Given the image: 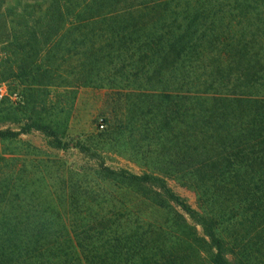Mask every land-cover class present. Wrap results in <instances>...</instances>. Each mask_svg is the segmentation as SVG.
<instances>
[{
    "label": "rangeland",
    "instance_id": "374dc122",
    "mask_svg": "<svg viewBox=\"0 0 264 264\" xmlns=\"http://www.w3.org/2000/svg\"><path fill=\"white\" fill-rule=\"evenodd\" d=\"M26 2L0 0L1 74L11 68L17 73L28 57L12 44L28 34L24 17H40L36 9H15ZM220 2L231 8L208 9L220 13L207 34L233 44L237 54L228 61L199 54L194 45L178 60L168 42L148 60L104 61L105 39L97 26L81 35L65 28L62 34L72 35L51 56L58 70L50 83L1 77L0 129L20 135L0 141V219H113L114 231L123 225L119 232L129 233L137 222L157 226L176 218L177 211L157 208L149 188L125 174L162 178L195 209L205 193L215 215H229L225 209L237 207L241 195L224 191L231 184L227 175L205 169L227 159L233 147L230 112L214 101L210 85L227 93L264 77V0ZM209 13L203 30L213 28ZM238 42L248 43L249 56ZM238 212L230 219L244 222L233 232L246 237L252 264H261L262 227ZM157 234L148 241L161 246Z\"/></svg>",
    "mask_w": 264,
    "mask_h": 264
},
{
    "label": "trees",
    "instance_id": "16d2710c",
    "mask_svg": "<svg viewBox=\"0 0 264 264\" xmlns=\"http://www.w3.org/2000/svg\"><path fill=\"white\" fill-rule=\"evenodd\" d=\"M26 1L13 7L26 12L36 9L41 14L33 22L35 17H24L27 21L22 20V24L28 34L12 44L28 57L18 65L17 73L12 68L0 73L2 80L16 76L32 79L35 85L50 83L58 70V62H51V56L54 59L72 35L71 30L63 35L65 28L81 35L97 26L105 39L104 61H132L135 57L148 60L161 55L160 46L165 42L171 46H167L168 51L177 53L178 60L187 57L193 45L199 54L207 52V57L213 54L225 61L237 54L232 43L224 44L223 38L207 34L214 32L220 13L217 10L212 15L208 9L217 4L224 6L220 10L231 8L221 0ZM208 13L214 18L213 28L203 30ZM155 45L157 48H153ZM237 46L245 56L251 54L248 43L238 42ZM249 84L228 89L227 93L220 91L218 83L210 85L211 93L215 91L214 101L230 112L228 133L234 142L227 159L217 158L205 169L227 175L231 184L224 191L241 195L237 207L225 209H231L229 215L223 210L215 215V205L205 193L195 209L164 179L125 174L131 183L149 188L157 208L177 211L176 218L157 226L137 222L136 230L129 233L119 232L123 225L114 231L118 223L113 219H0V264H252L246 237L233 232L244 219H230L243 210V214L251 215L249 224L258 222L264 235V77L253 76ZM237 112L238 117L234 116ZM19 135L0 129V141ZM222 166L226 170L219 173ZM256 227L252 229L258 230ZM152 233L162 235L165 244L148 241ZM262 243L264 246V237Z\"/></svg>",
    "mask_w": 264,
    "mask_h": 264
}]
</instances>
